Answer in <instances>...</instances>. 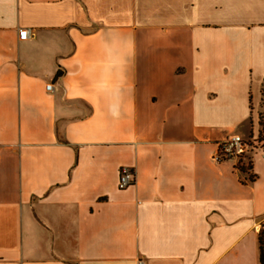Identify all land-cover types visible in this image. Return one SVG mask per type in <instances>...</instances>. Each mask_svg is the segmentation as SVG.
Instances as JSON below:
<instances>
[{
	"label": "crops",
	"instance_id": "1",
	"mask_svg": "<svg viewBox=\"0 0 264 264\" xmlns=\"http://www.w3.org/2000/svg\"><path fill=\"white\" fill-rule=\"evenodd\" d=\"M263 98L264 0H0V264H261Z\"/></svg>",
	"mask_w": 264,
	"mask_h": 264
},
{
	"label": "built area",
	"instance_id": "2",
	"mask_svg": "<svg viewBox=\"0 0 264 264\" xmlns=\"http://www.w3.org/2000/svg\"><path fill=\"white\" fill-rule=\"evenodd\" d=\"M30 35L28 28L19 29V37L25 39ZM47 90L53 89V84L46 85ZM226 132L220 137H216V153L214 158L218 160L229 159L233 162L237 171L248 172L253 166L255 150L264 145V137H260L256 132H252L249 137H244L242 133L233 125L225 126ZM257 136V137H256ZM136 174L132 168L123 166L119 175V187L125 188L133 184Z\"/></svg>",
	"mask_w": 264,
	"mask_h": 264
},
{
	"label": "rangeland",
	"instance_id": "3",
	"mask_svg": "<svg viewBox=\"0 0 264 264\" xmlns=\"http://www.w3.org/2000/svg\"><path fill=\"white\" fill-rule=\"evenodd\" d=\"M264 99V98H263ZM262 122V123H261ZM252 132L254 133V131H253V129H251V128H248L247 130H246V132L244 133L243 132V136L244 137H249L250 135H252ZM257 135L259 134V136L260 137H264L263 135H264V112H263V116L261 117V121H260V123L258 124V130H257ZM257 137V136H256ZM215 139L216 138H213V140L211 139V141H213L215 144H216V142H215Z\"/></svg>",
	"mask_w": 264,
	"mask_h": 264
},
{
	"label": "trees",
	"instance_id": "4",
	"mask_svg": "<svg viewBox=\"0 0 264 264\" xmlns=\"http://www.w3.org/2000/svg\"><path fill=\"white\" fill-rule=\"evenodd\" d=\"M262 116L263 114H260V121ZM259 250H260V254H259L260 262L261 264H264V228L259 232Z\"/></svg>",
	"mask_w": 264,
	"mask_h": 264
}]
</instances>
